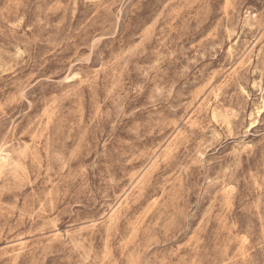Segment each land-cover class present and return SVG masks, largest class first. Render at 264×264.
Masks as SVG:
<instances>
[{
  "label": "rangeland",
  "instance_id": "rangeland-1",
  "mask_svg": "<svg viewBox=\"0 0 264 264\" xmlns=\"http://www.w3.org/2000/svg\"><path fill=\"white\" fill-rule=\"evenodd\" d=\"M0 264H264V0H0Z\"/></svg>",
  "mask_w": 264,
  "mask_h": 264
},
{
  "label": "bare ground",
  "instance_id": "bare-ground-1",
  "mask_svg": "<svg viewBox=\"0 0 264 264\" xmlns=\"http://www.w3.org/2000/svg\"><path fill=\"white\" fill-rule=\"evenodd\" d=\"M258 115V114H257Z\"/></svg>",
  "mask_w": 264,
  "mask_h": 264
}]
</instances>
